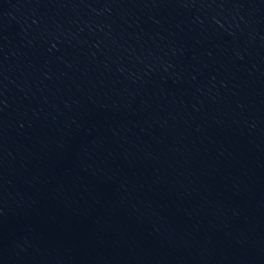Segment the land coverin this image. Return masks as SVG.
<instances>
[{
  "label": "water",
  "instance_id": "water-1",
  "mask_svg": "<svg viewBox=\"0 0 264 264\" xmlns=\"http://www.w3.org/2000/svg\"><path fill=\"white\" fill-rule=\"evenodd\" d=\"M0 264H264V0H0Z\"/></svg>",
  "mask_w": 264,
  "mask_h": 264
}]
</instances>
